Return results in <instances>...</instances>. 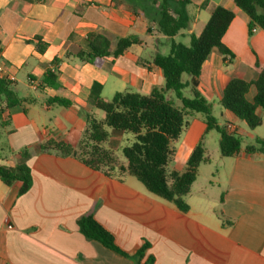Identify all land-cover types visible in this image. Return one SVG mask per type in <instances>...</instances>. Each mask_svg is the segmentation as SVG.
I'll list each match as a JSON object with an SVG mask.
<instances>
[{
  "label": "crops",
  "instance_id": "obj_1",
  "mask_svg": "<svg viewBox=\"0 0 264 264\" xmlns=\"http://www.w3.org/2000/svg\"><path fill=\"white\" fill-rule=\"evenodd\" d=\"M189 1V28L173 37L184 44L189 34L201 32L216 6L234 13L222 36L233 57L213 49L196 86L213 111L229 79L257 77L256 63L264 66V31L257 28L249 35L248 16L233 0ZM150 5L146 0H0V78L10 81L17 97L25 99L0 116V142L5 141L0 164L16 166L26 148L31 173L30 188L22 195L19 182L6 185L0 180V264H134L80 233L77 220L86 214L109 229L125 250L134 251L147 241L153 264H264V154H219L213 179L199 182L201 164L185 197L188 209L182 212L134 176L108 177L72 156L40 148L50 137L76 148L86 114L103 119L88 102L93 82L102 85L106 100L116 92L146 95L163 86L162 70L152 59L167 52L168 39L157 31L155 6ZM92 32L110 41L100 67L74 56ZM34 36L47 44L44 52L28 41ZM127 36L138 41L114 55L117 40ZM47 69L57 73L58 87L40 83ZM253 95L250 87L246 98L251 101ZM55 97L71 105L51 103ZM4 106L0 96V109ZM262 112L257 109L263 123ZM219 114L224 125L218 124L228 131L248 133L245 122L230 111L222 107ZM208 131L202 115L194 114L173 144L168 169L182 171L197 143L206 148ZM132 139L110 129L107 146L119 154Z\"/></svg>",
  "mask_w": 264,
  "mask_h": 264
},
{
  "label": "trees",
  "instance_id": "obj_2",
  "mask_svg": "<svg viewBox=\"0 0 264 264\" xmlns=\"http://www.w3.org/2000/svg\"><path fill=\"white\" fill-rule=\"evenodd\" d=\"M147 2L149 0H146ZM155 6L152 14L157 31L168 39L166 53H156L152 62L163 73L164 84L154 88L149 94L138 92H116L106 100L101 95L102 85L93 82L90 87L88 102L103 112V119L86 114V127L76 148L69 143L52 137L44 140L40 148L44 152H56L62 156H72L92 170L122 180L126 175L134 176L145 188L175 204L182 212L187 211L185 197L195 181L198 168L208 163L210 158L200 141L192 149L182 171L169 170L168 165L174 156L173 144L179 139L189 119L196 113L202 115L206 131L214 129L219 134L218 145L222 156L238 153L264 154V138L256 137L253 144L242 146L241 137L226 126L219 125L212 114L211 103L196 89L203 62L213 49L224 56L233 54L223 45L222 36L234 18L233 11L216 6L203 29L198 35L189 34L188 44L174 40V36L188 30L191 17L187 10L189 0H150ZM235 5L248 16V34L257 28L264 31V0H233ZM150 5V6H151ZM149 12V8L147 10ZM28 41L35 45L38 52L46 50L47 44L39 36ZM138 39L135 36L119 38L114 55H119ZM109 39L100 32H92L85 39V46L74 53L82 61L100 67L103 58L109 54ZM56 60H54L55 62ZM258 75L253 80L232 77L223 88L220 105L235 117L243 120L248 129L253 130L262 123L257 113L264 111V66L256 63ZM188 79L183 80V75ZM42 85L58 87V76L54 70L47 69L40 82ZM250 87L254 88L251 101L246 98ZM184 88L191 89V96L183 94ZM172 91L181 103L180 107L167 97ZM0 96L5 100L4 110L25 101L12 89L11 82L0 78ZM51 103L67 107L71 102L62 98H53ZM110 129L131 133L133 139L124 145L120 154L107 146ZM5 141L0 142V150ZM21 161L14 167L0 164V180L11 185L19 182L18 195L24 194L31 185V173L26 164L27 149L20 151ZM221 218V214H218ZM80 233L86 239L97 240L115 253L128 257L134 264H153L154 256L148 253L150 244L143 241L134 251L125 250L115 240L113 233L100 223L93 215H82L77 220Z\"/></svg>",
  "mask_w": 264,
  "mask_h": 264
},
{
  "label": "rangeland",
  "instance_id": "obj_3",
  "mask_svg": "<svg viewBox=\"0 0 264 264\" xmlns=\"http://www.w3.org/2000/svg\"><path fill=\"white\" fill-rule=\"evenodd\" d=\"M150 1V0H149ZM148 1V3H150ZM182 41V40H181ZM185 43V41H183ZM165 53V52H164ZM187 75H183V78L185 79ZM183 94L187 97L191 96L190 89L184 88ZM168 98H170L175 105L179 106L181 105L180 101L176 99L174 93L172 91H169L168 94H166ZM222 109L221 105L215 106L213 108L212 114L217 118V120L224 125V120L221 119L219 110ZM101 114H103L102 111L98 110ZM263 117V123L255 130L248 129L246 134H238L242 139V146H245L246 144H253L256 137L264 135V112H262ZM236 133V132H235ZM129 135H132L131 133H127ZM218 139L219 134L216 130L210 129L205 135H204V143L207 148V153L210 158V163L208 164H202L200 167V179L199 182L202 181V179H213V174L215 173L216 169L219 166V145H218ZM116 150H119L117 146H114ZM117 147V148H116ZM120 154V153H119Z\"/></svg>",
  "mask_w": 264,
  "mask_h": 264
},
{
  "label": "built area",
  "instance_id": "obj_4",
  "mask_svg": "<svg viewBox=\"0 0 264 264\" xmlns=\"http://www.w3.org/2000/svg\"><path fill=\"white\" fill-rule=\"evenodd\" d=\"M0 70H1V68H0ZM10 80L12 81V80H13V77H11ZM30 85H31L33 88L36 87V84H35L34 81H30ZM231 131H233V129H232Z\"/></svg>",
  "mask_w": 264,
  "mask_h": 264
}]
</instances>
